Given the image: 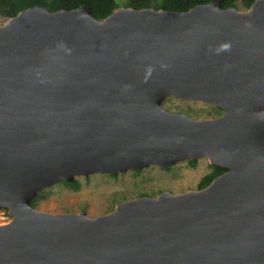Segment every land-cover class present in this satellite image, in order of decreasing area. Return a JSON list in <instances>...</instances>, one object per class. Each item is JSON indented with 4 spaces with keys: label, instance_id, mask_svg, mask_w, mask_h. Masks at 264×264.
I'll use <instances>...</instances> for the list:
<instances>
[{
    "label": "water",
    "instance_id": "1",
    "mask_svg": "<svg viewBox=\"0 0 264 264\" xmlns=\"http://www.w3.org/2000/svg\"><path fill=\"white\" fill-rule=\"evenodd\" d=\"M174 97L219 107L192 119ZM206 159L202 189L48 213L42 189ZM0 264H264V0L27 8L0 25Z\"/></svg>",
    "mask_w": 264,
    "mask_h": 264
},
{
    "label": "rangeland",
    "instance_id": "2",
    "mask_svg": "<svg viewBox=\"0 0 264 264\" xmlns=\"http://www.w3.org/2000/svg\"><path fill=\"white\" fill-rule=\"evenodd\" d=\"M236 3L237 9L244 10L240 6V0H237ZM5 20L0 16V25ZM162 106L171 113H183L192 119L215 117L211 115L214 112L211 105L200 101L169 97L162 101ZM209 170L207 160L201 159L196 161V165L193 167L189 166L187 162H179L171 166L169 170L150 166L142 169L139 174L127 171L118 173L115 177L109 174L78 177L76 179L79 180L80 187L77 190L66 188L59 182L40 190L38 193L41 196L36 200L34 208L52 214L78 213L83 210L87 217L94 218L111 212L117 203L125 199L136 198L139 194L156 196L162 191L174 194L195 190L200 179ZM10 220L11 216L8 212L0 209V225Z\"/></svg>",
    "mask_w": 264,
    "mask_h": 264
},
{
    "label": "trees",
    "instance_id": "3",
    "mask_svg": "<svg viewBox=\"0 0 264 264\" xmlns=\"http://www.w3.org/2000/svg\"><path fill=\"white\" fill-rule=\"evenodd\" d=\"M212 0H0V16L4 19L15 16L18 12L27 8L42 7L48 11L54 12L57 10H71L78 7H86L93 18L102 20L111 14L119 7H131L134 9L153 8L155 10L177 11L183 12L191 9L196 5L207 4ZM220 7L226 9L228 7H237V0H217ZM254 0H240V6L243 9H248ZM214 109L221 111L219 107ZM191 167L196 165V161H186ZM211 171L205 174L199 181L197 189L206 187L215 177L227 171L218 165H210ZM169 170L171 167H166ZM141 170L133 171V174H139ZM113 177L117 174H109ZM64 187L71 190H77L80 187V182L75 179L71 182L60 181ZM41 196L40 193L31 200L30 204L35 207L36 200ZM139 196H147L146 194H139ZM138 196V197H139ZM7 211L6 209H4Z\"/></svg>",
    "mask_w": 264,
    "mask_h": 264
},
{
    "label": "flooded vegetation",
    "instance_id": "4",
    "mask_svg": "<svg viewBox=\"0 0 264 264\" xmlns=\"http://www.w3.org/2000/svg\"><path fill=\"white\" fill-rule=\"evenodd\" d=\"M211 108L214 109L213 106H211ZM222 114H223V110L218 111V110H216V109H214V112L211 113V115H214V116H215V117H213V118H217V117L221 116ZM208 167H209V164H208ZM209 169H210V170H209L208 172L211 171V168H210V167H209ZM208 172H207V173H208ZM207 173H206V174H207Z\"/></svg>",
    "mask_w": 264,
    "mask_h": 264
}]
</instances>
